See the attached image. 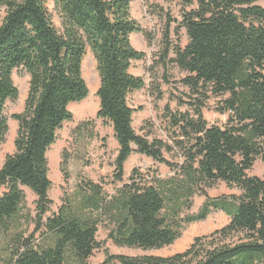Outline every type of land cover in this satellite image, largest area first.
Listing matches in <instances>:
<instances>
[{"label": "trees", "instance_id": "trees-1", "mask_svg": "<svg viewBox=\"0 0 264 264\" xmlns=\"http://www.w3.org/2000/svg\"><path fill=\"white\" fill-rule=\"evenodd\" d=\"M48 1L0 0V145L8 130L6 103L18 96L13 71L21 67L29 75L24 109L12 116L14 152L0 167V264H88L102 246L99 227L116 246L161 248L180 236L184 224L214 210L228 223L196 237L183 252L108 255L100 264H264V173H249L256 161L264 164V0H165L182 7L187 43L170 46V61L185 72L180 82L188 90L180 103L185 110L165 107V139H148L132 124L128 97L145 84L130 67L145 54L131 44L130 36L142 32L131 17V0H52L59 27ZM86 48L99 76L96 117L110 124L118 145L113 182L120 184L109 194L99 182L80 178L51 211L46 153L72 117L69 105L88 94ZM204 109L225 118L209 122ZM87 129L79 123L73 134ZM134 152L171 174L133 168L124 181V164ZM217 182L240 193L211 198L205 188ZM22 187L36 196L34 216L24 211ZM196 194L204 202L186 213ZM28 222L35 226L26 234L22 225Z\"/></svg>", "mask_w": 264, "mask_h": 264}, {"label": "rangeland", "instance_id": "rangeland-1", "mask_svg": "<svg viewBox=\"0 0 264 264\" xmlns=\"http://www.w3.org/2000/svg\"><path fill=\"white\" fill-rule=\"evenodd\" d=\"M52 23L59 27L60 19L52 0L47 3ZM182 7L177 2L165 0H131L130 14L138 22L142 32L133 33L132 46L144 52V57L136 60L130 67L134 76L141 77L144 87L130 93L129 104L134 109L132 124L135 130L145 134L148 139L154 137L165 139L163 115L165 107L171 110L183 111L187 105L180 104L185 100L187 88L181 84L180 79L185 72L175 66L170 60L173 58L171 45L184 46L187 43L185 29L181 26ZM3 13H0V17ZM169 48V49H168ZM168 54L165 55V50ZM165 56L163 59L162 57ZM82 76L88 88L87 96L69 105L72 117L62 124L57 131L56 141L47 150L48 176L51 180L49 198L52 200L51 211H56L60 204V198L65 193L74 191L80 178H87L101 184L106 193H112L119 182H113L114 158L117 152V142L114 139L110 124L96 117L99 109L97 89L99 76L96 62L90 48H86L83 63ZM14 84L18 89L15 100L6 103L3 112L7 120L8 130L4 141L0 145V167L5 157L14 152V138L17 131V121L12 117L23 111L28 91V73L21 67L15 69L12 74ZM214 98L208 102V107L214 106ZM209 122L221 123L224 116L218 115L211 109L203 110ZM84 123L88 128L80 136L74 135L73 130L79 124ZM166 157L168 155L166 154ZM65 161L63 170L61 163ZM133 168L139 170L155 171L161 177L170 175L169 168L162 163L153 161L145 155L132 153L124 164L123 180L126 181ZM251 175L263 176L264 164L256 161L249 172ZM24 211L35 214L36 196L25 187ZM209 197H221L238 195L240 191L230 187L224 182H217L212 187L205 188ZM3 190L0 191V194ZM205 196L196 194L192 199V205L186 213H196ZM49 214V212L47 213ZM229 217L220 210H214L201 221L184 224L180 236L170 245L161 248L140 249L116 246L106 238L107 232L103 227L98 228L97 240L102 243L101 248L94 251L88 259V264H100L108 255H124L128 257L159 256L167 257L185 251L198 236L208 235L216 229L226 225ZM34 223L28 222L22 225L27 233H32ZM39 236V233L36 234ZM107 264H120L115 259H110Z\"/></svg>", "mask_w": 264, "mask_h": 264}]
</instances>
